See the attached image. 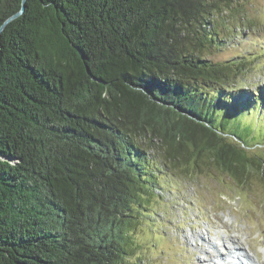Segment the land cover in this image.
<instances>
[{"label":"trees","instance_id":"trees-1","mask_svg":"<svg viewBox=\"0 0 264 264\" xmlns=\"http://www.w3.org/2000/svg\"><path fill=\"white\" fill-rule=\"evenodd\" d=\"M240 1L25 0L0 29V264H128L162 169L264 178V87L207 56Z\"/></svg>","mask_w":264,"mask_h":264},{"label":"rangeland","instance_id":"rangeland-1","mask_svg":"<svg viewBox=\"0 0 264 264\" xmlns=\"http://www.w3.org/2000/svg\"><path fill=\"white\" fill-rule=\"evenodd\" d=\"M239 3L234 17L229 13L215 19L224 40L207 56L223 62L245 55L249 66L242 81L247 85L244 90L252 94L264 87V0ZM242 14L248 26L237 28ZM228 17L232 18L225 20ZM254 141H264L261 128ZM249 152L264 157V145L253 146ZM183 168L188 171H158L157 196L149 199L134 229L139 250L128 264L264 262V178L253 171L238 180L215 165L193 167V160ZM236 235L241 243L232 238Z\"/></svg>","mask_w":264,"mask_h":264},{"label":"water","instance_id":"water-1","mask_svg":"<svg viewBox=\"0 0 264 264\" xmlns=\"http://www.w3.org/2000/svg\"><path fill=\"white\" fill-rule=\"evenodd\" d=\"M24 4H25V0H21V8L16 12L14 13L13 15H11L10 17H8L2 24V26L0 27V29L3 28V26L8 22L10 21L11 19L15 18L16 16L20 15L22 12H23V9H24Z\"/></svg>","mask_w":264,"mask_h":264},{"label":"bare ground","instance_id":"bare-ground-1","mask_svg":"<svg viewBox=\"0 0 264 264\" xmlns=\"http://www.w3.org/2000/svg\"><path fill=\"white\" fill-rule=\"evenodd\" d=\"M232 238L233 239H235L236 240V242L237 243H241V241L239 242V240H240V238L236 235V236H232ZM240 245V244H239ZM238 250H240L241 249V246H235ZM244 250V252L243 251H241L243 254H245L246 256H248V253L245 251V249H243ZM231 252V251H230ZM258 261V260H257ZM260 263L259 264H264V262L263 261H259Z\"/></svg>","mask_w":264,"mask_h":264}]
</instances>
